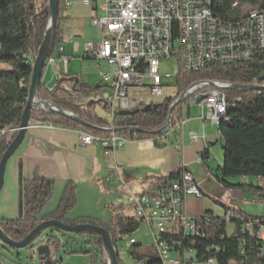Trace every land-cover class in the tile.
Masks as SVG:
<instances>
[{
    "label": "trees",
    "instance_id": "16d2710c",
    "mask_svg": "<svg viewBox=\"0 0 264 264\" xmlns=\"http://www.w3.org/2000/svg\"><path fill=\"white\" fill-rule=\"evenodd\" d=\"M236 2L239 4L238 8L233 7ZM48 6L49 0H44L42 4L39 0H0V65L10 68L0 72V162L17 135V132H6L4 135L2 132L9 129L18 130L21 124L31 84L32 63L37 57L49 25ZM244 7L264 13V0H216L211 9L214 16L224 22L233 23L248 18V13L242 11ZM65 20L60 0L57 35L49 59H54L55 53L62 49ZM201 82L262 87L259 90L225 91L229 106L226 117L218 127L224 162L223 166L216 169L214 177L226 188L231 187L229 180L233 179L260 180V185L247 187L252 189L264 205V53L258 54L251 63L210 65L199 73L180 74L177 78L180 90L178 96L165 99L156 110L143 112L141 109L138 114L130 117L117 115L114 122L115 131L119 130L117 134L124 135L127 140H157L167 125L170 110L175 102L192 86ZM101 88V84L91 87L78 78L64 76L52 90L41 81L37 94V100L49 102L59 110L77 116L95 129L84 128L67 118L44 110L33 112L30 120L107 137V120L99 118L90 108V101L100 96ZM193 103L194 97L189 96L178 105L172 113L173 121L181 120L184 107L189 108ZM182 173L183 171L178 170L166 179L145 180L143 194L153 196L157 188L180 180ZM21 190L24 218L0 220L1 230L17 242L22 241L42 222L58 220L72 226L89 224L106 229L118 253V242L124 236L131 238L142 224L138 220H128L117 226L114 224L117 215L114 214L111 225L93 218L70 219L69 214L78 201L77 187L71 183L65 186L56 210L46 214L43 212L54 190L52 180H23ZM218 204L226 209L221 203ZM230 215L232 216L228 218H219L207 214L201 219H196L201 227L200 237L185 236L183 230L175 227L173 232L165 236L171 254H179L181 264H206L209 260H213L215 264H264V213L261 217H256L243 211L232 210ZM229 223L233 226L231 234L227 231ZM248 225L250 229H247ZM261 230L263 236L260 234ZM76 235L86 238L88 244L94 248V253H87L91 264H107L103 241L99 235ZM52 245L57 249L56 242ZM191 253L194 258H187ZM129 255L135 264H162L154 246L143 248L136 243L130 247Z\"/></svg>",
    "mask_w": 264,
    "mask_h": 264
},
{
    "label": "built area",
    "instance_id": "2783aa9c",
    "mask_svg": "<svg viewBox=\"0 0 264 264\" xmlns=\"http://www.w3.org/2000/svg\"><path fill=\"white\" fill-rule=\"evenodd\" d=\"M90 1L95 3L96 11L102 13L92 18L100 41L96 49L93 43H87L84 50L85 57L95 62V68L99 69L100 63L109 68L99 73L101 83L111 90L101 95L104 108L110 112L106 129L109 136L82 133L81 144H100L107 155L127 142L124 135L115 132L114 122L119 112L160 104L156 101L165 96L166 88L174 85L179 89L180 74L199 73L210 65L251 63L258 54L264 53V13L260 11L244 23L229 25L208 18L207 0H86L85 4L89 6ZM60 53L66 66L69 60L63 56L62 49ZM171 57L178 59L181 70L175 76L162 75L160 61ZM54 62L48 59L46 67ZM231 86L222 82H201L184 95L193 96L194 104L202 98L196 104L201 109L200 119L214 125V117L229 106L225 91L231 90ZM173 120V116L170 121L168 118L161 136L153 140L162 146L175 145L180 150L184 120ZM43 124L32 120L29 128ZM17 131L9 129L2 134ZM190 138L194 140L196 136L190 134ZM181 171L180 180L157 188L153 196H132L137 220L150 228L162 264H181V261L171 260V248L165 239L175 227L183 230L185 236L202 234L196 219L187 215L185 200L190 196L202 198L203 194L192 174ZM260 234L263 236L262 230ZM136 243L135 239H130V246ZM206 264L215 262L209 260Z\"/></svg>",
    "mask_w": 264,
    "mask_h": 264
},
{
    "label": "crops",
    "instance_id": "0c3cea01",
    "mask_svg": "<svg viewBox=\"0 0 264 264\" xmlns=\"http://www.w3.org/2000/svg\"><path fill=\"white\" fill-rule=\"evenodd\" d=\"M85 1L65 0L67 12L64 14L61 0L62 16L66 19L63 22L64 34L70 33L72 43V56L67 59L70 63L73 58H78L83 49V59L96 65L93 60L85 57V45L91 42H85L82 48L76 39L84 37V29L88 23L92 25L93 16L102 15L100 10L96 11L95 3L90 1V5L87 6ZM39 2L42 4L44 0ZM75 47H78L77 52ZM62 50L65 57L66 51L63 48ZM93 68L92 73H85L84 76H93L98 80V84L104 87L99 73L107 72L108 66L100 63L99 69L95 66ZM9 69L7 65H0V72ZM82 82L89 85L87 81ZM90 108L92 109L91 106ZM182 118L184 124L180 150L175 145L159 146L153 139L127 140L122 148L107 155L100 144L82 145L81 134L84 133L82 131L43 124L29 128L23 144L10 160L13 161L21 184L23 180L40 178L54 182L53 195L47 202L50 203L51 211L47 213L56 210L65 186L68 183L75 185L78 201L69 214V218L73 215V219L93 218L111 225L112 217L110 220L106 219V216H110L109 209L118 208L117 211H123L124 207H130L135 212L132 196L143 194L145 180L166 179L178 170L190 172L203 194L202 198L192 196L186 198L185 211L190 218L201 219L207 214L228 218L232 210L261 217L263 213L254 215L251 210L254 204L262 205L259 197L253 191V195L247 194L252 190L248 187L260 185V180L255 179L254 182L249 178L229 180L231 187L228 188L215 180L214 173L224 162L218 126L203 123L200 116L192 113L191 106L184 107ZM190 134H194L196 139L192 140ZM218 145L221 146L222 152H218L220 151ZM123 186L128 190L129 198L121 194L120 188ZM128 186L140 187L141 193ZM218 203L224 205L226 209Z\"/></svg>",
    "mask_w": 264,
    "mask_h": 264
},
{
    "label": "rangeland",
    "instance_id": "374dc122",
    "mask_svg": "<svg viewBox=\"0 0 264 264\" xmlns=\"http://www.w3.org/2000/svg\"><path fill=\"white\" fill-rule=\"evenodd\" d=\"M250 10L251 9L248 7L242 8L244 13H248ZM62 12L64 14L67 12L65 0H62ZM63 36L64 42L62 44V48L66 51L65 57L70 58L72 56V43L70 42L71 38H69L70 33L65 32ZM76 39L81 44L82 48L85 42H93L94 48L96 49L100 41L99 32L93 25H91V23L86 25V28L84 29V37H78ZM83 54V49H81L78 58H73L72 61L67 63L65 66L62 61L63 58L60 50H58L54 56L55 62L52 65L47 66L44 70L42 79L43 83L52 90L56 87L59 79L68 75L70 78H78L82 81H87L89 82V86L95 87L98 84V80H96L93 76H84L85 73H92L95 65H92L93 62H90L89 60H84ZM180 70L181 65L176 57L166 58L160 61V73L162 75L170 74L175 76V74ZM63 84L64 83L62 82V85ZM106 92L111 93V90L104 86L100 90V96L90 101L92 111L99 118L104 120H108L110 117V112L104 108V105L101 102V95ZM177 93H179V89L173 85L172 87L166 88L165 96L156 102L162 103L165 99L174 97ZM191 110L195 115H201V109L194 103L191 105ZM218 149L220 150L218 152H222L220 145H218ZM250 180L254 182L255 179L251 178ZM128 187L138 193H141L142 189L140 187ZM120 190L121 194L123 193V197L129 198L128 190L124 186L121 187ZM247 194L250 196L253 195V192L250 191L247 192ZM49 204L50 203L47 204L46 210H44L43 213L51 211L49 210ZM109 210L108 215L110 216H106V219L110 220L111 217H113V214L117 215V218L114 221V224L117 226H120L122 222H126L128 220H137L135 212H133L130 207H124L123 211H117L118 208H112ZM251 210L254 215H262V213H264V205H260L258 203L254 204V206L251 207ZM24 216L25 211L22 200L21 181L16 175L13 161L10 160L7 164L5 172L4 186L0 193V220H18L24 218ZM70 218L73 219V215H70ZM227 231L229 234L233 231V226L230 223L227 226ZM49 236H52L51 243L49 244L52 255L50 261L44 262L43 264H91L90 257L87 253H94L95 250L88 244V240L86 238H82L76 234L51 232L50 229L44 232L28 249L11 250L0 241V264H42L41 256L38 254V250L43 246H46V240ZM132 238L135 239L137 244L141 245L143 248L154 246V239L150 228L146 224L142 223L131 238L129 236H124L123 239L118 242V256L120 264H135L134 260L129 255L131 247L130 239ZM53 242L57 243V249L53 247ZM170 258L173 261H181L180 256L177 253H172ZM187 258H194V254L191 253L187 255Z\"/></svg>",
    "mask_w": 264,
    "mask_h": 264
},
{
    "label": "water",
    "instance_id": "95a60500",
    "mask_svg": "<svg viewBox=\"0 0 264 264\" xmlns=\"http://www.w3.org/2000/svg\"><path fill=\"white\" fill-rule=\"evenodd\" d=\"M59 5L60 0H49L48 6V14H49V25L47 28V32L44 36V40L39 48L37 57L34 59L33 69H32V78L31 84L29 87V94L27 98V103L25 110L23 112L21 118V124L17 131V135L12 140L11 144L9 145L8 149L4 153L1 162H0V193L4 186V177L7 168V164L10 159L14 156V154L18 151L20 146L23 144L26 134L29 130V124L31 123V114L35 111L44 110L47 112H51L54 114H58L64 118H67L76 124L88 128V129H95L94 126L86 123L85 121L81 120L77 116L73 114L66 113L62 110H59L53 104L46 102V101H39L37 100V94L39 91V87L42 81L43 73L46 67V61L49 59L51 51L53 49L56 35H57V23H58V15H59ZM213 85V83H211ZM232 90H259L262 87L258 86H251V87H244V86H237L232 85ZM190 96L189 93L183 94L180 99H178L175 104L172 106L169 115V121L172 118L173 110L180 105L185 99ZM202 98H198L196 100V104H199ZM159 108V104L153 106H147L143 108V112H149L152 110H156ZM140 110H136L133 112L128 111H121L118 113L119 117H130L138 114ZM119 130H116L117 133ZM51 230V232L57 233H70V234H80V233H94L101 237L103 241L104 251L107 257V264H119L118 253L113 246L112 239L110 233L101 227L89 225V224H82V225H67L58 220H51L42 222L39 224L35 229L31 231V233L25 237L22 241L17 242L9 238L0 228V241L6 247L10 248L11 250H22L28 249L32 246V244L47 230ZM52 236H49L46 240V246H43L38 250V254L41 256L42 264L44 262L50 261L51 258V247L50 241ZM50 264V263H47Z\"/></svg>",
    "mask_w": 264,
    "mask_h": 264
},
{
    "label": "bare ground",
    "instance_id": "6f19581e",
    "mask_svg": "<svg viewBox=\"0 0 264 264\" xmlns=\"http://www.w3.org/2000/svg\"><path fill=\"white\" fill-rule=\"evenodd\" d=\"M214 3H216V0H207V13H208V18H214V20H216L217 22L228 23L229 25H238V24H241V23L246 22L247 18H246V20H243V21H240V22H233V23H229V22L222 21L219 17H216L213 14V11H212L211 8H212V6H213ZM238 6H239V4L237 2L233 5V7H238ZM256 12H258V11H252L251 10L250 13L248 12V15H249L248 18H255L256 17ZM227 110H228V107H223L222 111H220V115L214 117V125H217L219 127L220 122L227 115ZM219 139H221L220 132H219Z\"/></svg>",
    "mask_w": 264,
    "mask_h": 264
}]
</instances>
